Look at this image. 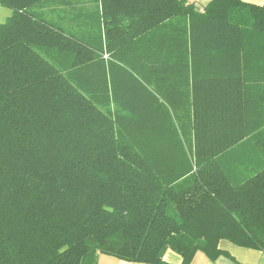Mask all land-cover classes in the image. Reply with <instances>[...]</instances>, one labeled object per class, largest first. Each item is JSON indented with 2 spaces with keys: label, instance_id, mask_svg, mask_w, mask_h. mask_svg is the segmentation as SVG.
<instances>
[{
  "label": "trees",
  "instance_id": "1",
  "mask_svg": "<svg viewBox=\"0 0 264 264\" xmlns=\"http://www.w3.org/2000/svg\"><path fill=\"white\" fill-rule=\"evenodd\" d=\"M0 3V264L264 253V5Z\"/></svg>",
  "mask_w": 264,
  "mask_h": 264
},
{
  "label": "crops",
  "instance_id": "2",
  "mask_svg": "<svg viewBox=\"0 0 264 264\" xmlns=\"http://www.w3.org/2000/svg\"><path fill=\"white\" fill-rule=\"evenodd\" d=\"M190 4L195 5L199 10L207 7L212 0H184ZM246 3L255 5H264V0H243ZM11 16V10L2 6L0 3V23H5ZM219 248L225 255H220L216 259L209 258L203 252H197L191 264H264V253L257 250L242 248L232 244L229 241L222 240L219 243ZM164 260L170 264H182V257L172 251H168ZM97 264H142V263H129L117 258L100 255Z\"/></svg>",
  "mask_w": 264,
  "mask_h": 264
},
{
  "label": "rangeland",
  "instance_id": "3",
  "mask_svg": "<svg viewBox=\"0 0 264 264\" xmlns=\"http://www.w3.org/2000/svg\"><path fill=\"white\" fill-rule=\"evenodd\" d=\"M128 69V68H127ZM129 71L131 72V74L133 75L134 78L137 79V81L141 84V85H144L146 86V83L145 81L143 80V76L140 75L139 73H137L136 71H132L131 69H129ZM174 121V118L172 120V122ZM175 125V124H174ZM252 170V169H251Z\"/></svg>",
  "mask_w": 264,
  "mask_h": 264
}]
</instances>
